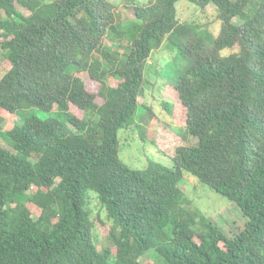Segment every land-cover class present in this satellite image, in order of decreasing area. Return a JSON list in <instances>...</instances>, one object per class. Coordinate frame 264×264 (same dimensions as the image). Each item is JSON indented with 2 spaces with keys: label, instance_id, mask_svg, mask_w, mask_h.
<instances>
[{
  "label": "trees",
  "instance_id": "16d2710c",
  "mask_svg": "<svg viewBox=\"0 0 264 264\" xmlns=\"http://www.w3.org/2000/svg\"><path fill=\"white\" fill-rule=\"evenodd\" d=\"M177 1L125 0L134 16L122 23L108 0H0V127L23 120L7 129L12 149L0 145V264H144L148 250L160 264H264V0H187L216 9L209 42L178 20ZM164 41L190 62L164 107L197 144L160 128L172 166L136 170L117 134ZM185 173L233 202L243 227L228 234L187 209ZM90 193L111 222L101 249Z\"/></svg>",
  "mask_w": 264,
  "mask_h": 264
},
{
  "label": "rangeland",
  "instance_id": "374dc122",
  "mask_svg": "<svg viewBox=\"0 0 264 264\" xmlns=\"http://www.w3.org/2000/svg\"><path fill=\"white\" fill-rule=\"evenodd\" d=\"M116 7L117 19L126 23L132 19L134 14L131 4L125 0H108ZM150 0H136V3L145 5ZM177 18L180 22L198 26L199 32L204 39L209 42L212 35L219 32L220 21L217 19V11L214 7L205 10L199 9L195 4L187 0H178L176 3ZM241 23L242 19H235ZM123 45H126L124 41ZM237 47L224 52L228 55L235 52ZM122 51V49H121ZM3 54L0 52V77L5 72L2 62ZM189 60L181 54L176 47L169 41L152 50L144 76L147 80L145 89L139 98V106L126 128L118 131L119 158L128 167L136 170L145 169L148 162L153 160L165 166H172L170 154L163 152L155 143V137L160 128H168L181 135L187 142L180 141L179 144H197V138L190 135L183 125L174 123L172 116L165 109L164 103L168 100L164 97L166 85H172L176 79L183 75L189 66ZM87 82V87L97 90V84L88 79L84 74H80ZM71 109L80 115L81 113L74 107ZM31 114L46 117L44 113L37 109L30 110ZM21 124L22 118L17 115L6 116L0 127V145L11 148V139L7 136V129L12 123ZM177 147V146H176ZM184 196V206L203 215L211 222L217 224L225 233L231 234L242 228L246 217L240 209L226 197L211 189L206 184L200 182L194 176L185 173L181 184ZM34 191L35 188L33 187ZM31 214L37 218L40 210L33 205H29ZM90 220L92 223L91 233L98 249L105 244V237L109 232V224L106 211L100 206L96 196L90 193L89 199ZM141 262L144 264H160L156 252L146 251Z\"/></svg>",
  "mask_w": 264,
  "mask_h": 264
}]
</instances>
